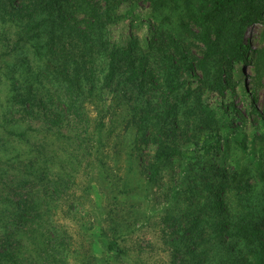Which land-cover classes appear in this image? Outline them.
I'll return each mask as SVG.
<instances>
[{
  "label": "rangeland",
  "instance_id": "374dc122",
  "mask_svg": "<svg viewBox=\"0 0 264 264\" xmlns=\"http://www.w3.org/2000/svg\"><path fill=\"white\" fill-rule=\"evenodd\" d=\"M110 5L103 33L121 49L132 45V57L107 87L97 56L92 79L68 99L72 110L47 80L28 82L40 70V40L31 32L15 45L18 29L0 22L3 264H264V234L245 232L264 222V65L262 83L254 81L264 27H246L250 49L226 70L230 81L219 92L214 70L203 83L200 71L168 64L182 50L201 57L183 34L182 0L157 9L155 0ZM137 57L147 69L128 80ZM29 83L31 107L19 98ZM159 141L182 157L158 165L149 180ZM235 225L246 239L233 235Z\"/></svg>",
  "mask_w": 264,
  "mask_h": 264
},
{
  "label": "trees",
  "instance_id": "16d2710c",
  "mask_svg": "<svg viewBox=\"0 0 264 264\" xmlns=\"http://www.w3.org/2000/svg\"><path fill=\"white\" fill-rule=\"evenodd\" d=\"M19 1L21 6L18 8L15 5ZM166 1L155 0V8L157 9ZM182 1L183 16L186 18L183 34L188 35L200 46L201 57L189 56L188 51L182 50L178 58L171 55L168 64L178 73L185 71L194 75L196 71H200L203 83L210 78L211 70H214V89L223 91L230 81V75L226 70H230L233 63L245 60L246 51L250 49V43L245 38L246 27L256 23L264 27V0ZM102 3L104 5L101 6L100 0H0V22H4V25L12 23L18 29V32L14 33L15 45L23 41V37H28L31 32H33L32 42L40 40L33 43L36 49L35 54L39 57L40 70L34 74L36 80L28 82H36L39 85L47 80L53 87L54 97L65 104L69 110L75 109V104L68 103V99H74L75 93L81 92L82 82L92 79L94 65L99 58L106 64L107 74L104 78V86L108 87L117 72L118 63L132 57V45L127 50L121 49L105 37L103 31L107 30L113 21L111 18L113 5H110V0H102ZM79 15H82L81 18L78 17ZM229 29L233 30V38L230 39L228 38ZM41 42V47H36V44ZM178 48L183 49V46L179 45ZM254 52L256 53L254 81L256 85H259L262 83L260 70L264 65V57L260 51ZM134 61L139 63L138 66L134 64ZM134 61L129 65L132 72L128 80L134 75L137 76L138 71L145 72L147 69L142 58L137 57ZM61 82L64 86H61ZM167 87L170 90L177 88H171L168 84ZM26 89L27 95H21L19 98L22 104L31 107L35 100L36 89L30 90L33 89L30 83ZM185 94L189 93L185 92ZM254 112H257L256 109ZM161 120H163L162 117L159 118L160 122ZM219 146L218 139L212 148L217 150ZM241 147L246 152L244 143ZM210 151L211 148L204 150L205 153ZM179 156L182 157L181 151L159 141L155 163L149 168V180L153 179L158 165ZM219 199L221 204L223 199ZM256 226L245 232H251V235L264 234V222L262 225L257 222ZM232 232L240 239H246L245 237L248 236L243 233V225H235ZM109 248L114 247L109 246ZM193 253L196 252H191V255ZM0 264H3L1 253Z\"/></svg>",
  "mask_w": 264,
  "mask_h": 264
}]
</instances>
